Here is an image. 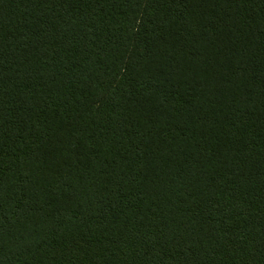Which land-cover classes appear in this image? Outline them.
I'll return each mask as SVG.
<instances>
[{
  "label": "trees",
  "instance_id": "trees-1",
  "mask_svg": "<svg viewBox=\"0 0 264 264\" xmlns=\"http://www.w3.org/2000/svg\"><path fill=\"white\" fill-rule=\"evenodd\" d=\"M0 264H264V0H0Z\"/></svg>",
  "mask_w": 264,
  "mask_h": 264
}]
</instances>
